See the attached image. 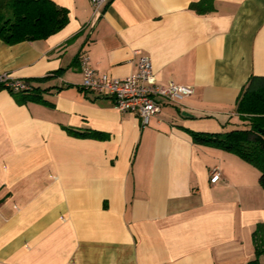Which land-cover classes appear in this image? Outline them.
<instances>
[{"label":"crops","instance_id":"obj_1","mask_svg":"<svg viewBox=\"0 0 264 264\" xmlns=\"http://www.w3.org/2000/svg\"><path fill=\"white\" fill-rule=\"evenodd\" d=\"M67 25L7 45L0 76L27 80L46 104L0 90V264H247L264 233L259 172L190 132L240 128V91L264 77V0H49ZM191 87L141 128L109 97L80 87L79 58L99 75L136 73ZM106 135L103 140L76 137ZM220 178L210 182L211 171ZM264 263V257L259 259Z\"/></svg>","mask_w":264,"mask_h":264},{"label":"trees","instance_id":"obj_2","mask_svg":"<svg viewBox=\"0 0 264 264\" xmlns=\"http://www.w3.org/2000/svg\"><path fill=\"white\" fill-rule=\"evenodd\" d=\"M200 3L190 8L204 12ZM68 23L66 9L49 0H0V39L7 45L23 41L46 39L61 31ZM2 87H0V90ZM17 104L35 102L46 104L37 90L12 94ZM236 112L244 123L240 128L222 134L190 132L194 144L220 148L238 156L259 172V185L264 191V77L251 76L240 91L236 101ZM76 137L103 140L106 135L96 132L80 133L68 129ZM254 259L247 264H264V233L262 226H256L252 233Z\"/></svg>","mask_w":264,"mask_h":264},{"label":"built area","instance_id":"obj_3","mask_svg":"<svg viewBox=\"0 0 264 264\" xmlns=\"http://www.w3.org/2000/svg\"><path fill=\"white\" fill-rule=\"evenodd\" d=\"M107 0H89L95 16ZM136 73L123 79H115L107 75H99L90 65L88 55L79 58L82 81L81 89L100 97H109L114 101L115 108L121 113H129L137 117L141 128H146L154 117L160 113L159 99L178 104L182 99L193 94L188 86L169 82L166 86H158L155 81L152 61L148 56L135 51ZM0 87L11 94L28 93L33 90L27 80L14 79L8 75L0 76ZM220 178L218 169L211 171L210 182Z\"/></svg>","mask_w":264,"mask_h":264}]
</instances>
